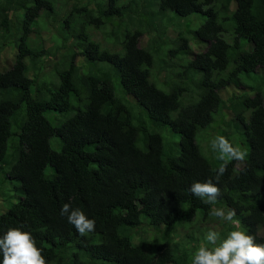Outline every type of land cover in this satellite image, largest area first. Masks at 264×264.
Masks as SVG:
<instances>
[{"label": "trees", "instance_id": "trees-1", "mask_svg": "<svg viewBox=\"0 0 264 264\" xmlns=\"http://www.w3.org/2000/svg\"><path fill=\"white\" fill-rule=\"evenodd\" d=\"M217 136L247 155L225 157L205 204L189 188L223 163ZM65 203L95 230L78 234ZM9 228L46 264H192L209 230L264 245V0H0V237Z\"/></svg>", "mask_w": 264, "mask_h": 264}, {"label": "clouds", "instance_id": "clouds-1", "mask_svg": "<svg viewBox=\"0 0 264 264\" xmlns=\"http://www.w3.org/2000/svg\"><path fill=\"white\" fill-rule=\"evenodd\" d=\"M211 148L217 152V159L223 163L216 170L215 176L204 182H194L189 191L205 204H215L220 196L217 186L219 179L227 171V161L242 162L247 153L238 147H233L224 136H217L211 141ZM216 181L214 183L213 181ZM62 216H66L68 223L74 226L77 233L85 236L95 230V220L89 219L80 209H73L65 203L61 208ZM210 215L223 221H233L235 210L212 209ZM207 247L202 245L195 252L192 264H264V245L256 244L254 237L241 231H232L227 238L217 244L219 234L209 230L204 237ZM0 253L2 264H46L41 250L36 247L30 232L20 228H9L0 237Z\"/></svg>", "mask_w": 264, "mask_h": 264}, {"label": "rangeland", "instance_id": "rangeland-1", "mask_svg": "<svg viewBox=\"0 0 264 264\" xmlns=\"http://www.w3.org/2000/svg\"><path fill=\"white\" fill-rule=\"evenodd\" d=\"M192 16H195V17H193V19L194 18H196L197 20H195L194 21V23H190V25H188V18H191ZM192 16H189V17H186V18H183L182 19V22H184L183 23V29L186 31V30H193V29H195V28H197V27H199V25L203 22V20L205 19V17H204V15H201V14H197V15H192ZM198 16V17H197ZM186 19H187V21H186ZM54 23H56V22H53V24ZM182 28V27H181ZM50 30H52V31H55V28H53V26H50V28H49ZM47 34V33H46ZM45 34V35H46ZM93 36H94V38H96V39H98V40H100L102 43H103V45H106V42H105V40L103 39V35L101 34V32L100 31H98V30H94L93 31ZM142 43L143 44H145L146 43V39L144 38L143 39V41H142ZM205 44H203V45H200V46H204ZM200 46H198V45H195V44H193V47H194V50H199V49H201V47ZM200 47V48H199ZM14 56V54H13V52L12 51H10L9 50V48L6 50H4V52L2 53V65H3V67L2 68H7L9 65H11V59H12V57ZM230 92H231V89H229V88H227V89H225V91H224V95L225 96H228V95H230ZM203 227L205 228V229H208V228H212V229H214V230H216V231H218L221 227H220V224L219 223H216L215 221L213 222V221H211V222H206L204 225H203Z\"/></svg>", "mask_w": 264, "mask_h": 264}]
</instances>
